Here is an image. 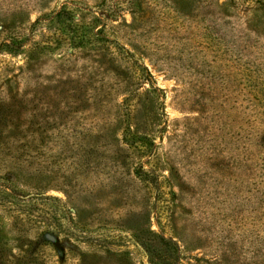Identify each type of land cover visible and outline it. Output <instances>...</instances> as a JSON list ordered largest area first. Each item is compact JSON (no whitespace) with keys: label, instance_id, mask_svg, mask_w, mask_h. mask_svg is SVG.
<instances>
[{"label":"rangeland","instance_id":"obj_1","mask_svg":"<svg viewBox=\"0 0 264 264\" xmlns=\"http://www.w3.org/2000/svg\"><path fill=\"white\" fill-rule=\"evenodd\" d=\"M0 184V264H264V0H0Z\"/></svg>","mask_w":264,"mask_h":264},{"label":"trees","instance_id":"obj_2","mask_svg":"<svg viewBox=\"0 0 264 264\" xmlns=\"http://www.w3.org/2000/svg\"><path fill=\"white\" fill-rule=\"evenodd\" d=\"M71 19V15H70V11L65 8V6H62L59 10L55 11L52 15H51V20H54L58 23H64V20H69ZM39 19H37L38 21ZM72 27V24L70 25ZM73 29H75V35L74 36H67V33L64 32V29L62 28H57L56 30V33L53 32L50 36V38H52L51 41L49 42H46L47 43V47H50L53 43L56 45L57 47V44L56 43H62V40H65L66 42H68L67 39H69L71 42L70 44H73V45H76V46H80L83 44V38L84 36L82 34L80 35H76L77 32H79L78 28L79 27H76V24L73 25L72 27ZM98 34V33H96ZM126 53H121L122 54V58L124 57H130L132 58V55L129 54L127 51H125ZM136 69H137V75H133V78L137 79V80H142V79H145V76H148V71L147 69L140 65V64H136L135 65ZM144 72V73H143ZM146 137V136H144ZM10 142L8 140H6V144L8 145ZM26 143L23 142V145H25ZM12 145V143L10 144ZM15 147H16V144H15ZM140 147H143V146H140ZM10 192H14L10 186L6 185V184H0V196L1 197H7L8 194H10ZM13 194L17 195V199L20 203L22 204H25L27 203V199L25 198V196H23V194L19 193V192H14ZM40 195H37L35 194L34 197H39ZM43 198V197H42ZM45 199H49L48 198H45ZM47 221V220H46ZM49 233V232H47ZM54 237H55V234L53 232H50Z\"/></svg>","mask_w":264,"mask_h":264}]
</instances>
